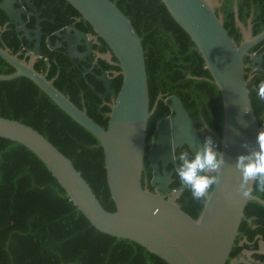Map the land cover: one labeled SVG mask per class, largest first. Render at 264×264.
Returning <instances> with one entry per match:
<instances>
[{"label":"water","instance_id":"95a60500","mask_svg":"<svg viewBox=\"0 0 264 264\" xmlns=\"http://www.w3.org/2000/svg\"><path fill=\"white\" fill-rule=\"evenodd\" d=\"M13 1L1 0L0 10L10 23L18 25L17 33L25 36L34 33L37 39L38 25H35L34 32L22 27L23 12L14 8ZM65 1L89 25L92 33L85 35L67 28L64 34H57L56 47L64 45L68 58L83 61L89 54L88 41L97 43L96 40L100 39L107 51L103 54L96 52L95 61L100 59L113 64L110 61L112 56L116 60L113 65L118 71L112 75H119L121 82L108 105L105 128L57 91L45 74L33 69L34 60L39 55L38 40L28 61L19 60L16 54L0 48V58L14 70L11 74L0 75V81L27 78L70 119L94 136L102 149L105 181L114 211L107 212L100 206L70 161L35 130L0 117V138L30 151L97 231L129 240L166 264H225L246 202L252 200L264 207V202L257 197L244 199L238 195L236 187L240 174L234 166L237 156L247 154L255 147L257 133L264 130V118L258 125L250 106L247 83L251 76L244 78L243 69L247 65L242 62L244 56H249L254 65L251 71H261L264 52L248 54V50L264 39V30L252 36L250 18L243 25L234 7V25L240 34L236 44L226 33L221 16L215 13L220 6L218 0H160L200 55L203 67L217 88L221 104L219 151L223 153L225 164L210 199L192 219L176 203L182 192V183L174 189L169 188L172 171L177 167L178 158L173 159L175 150L185 146L194 153L201 143L187 112L175 96L163 100L170 113L155 123L146 156L151 170L149 185L153 191L150 192L140 183L146 124L153 109L148 108L140 40L129 20L109 0ZM29 8L34 10L32 5ZM77 46H84L86 51L79 53ZM94 76L104 90L99 97L105 98L109 78L104 72ZM245 144L248 148L243 147ZM169 165L172 169L167 171ZM259 246L263 247L264 242L259 241ZM257 252L263 253L262 250ZM242 255L244 257L231 259L228 264H253L249 252L243 251Z\"/></svg>","mask_w":264,"mask_h":264},{"label":"trees","instance_id":"16d2710c","mask_svg":"<svg viewBox=\"0 0 264 264\" xmlns=\"http://www.w3.org/2000/svg\"><path fill=\"white\" fill-rule=\"evenodd\" d=\"M54 24L45 21L40 25L54 42L53 31L65 18L79 32L92 33L89 25L65 1L53 0ZM129 20L142 47L148 108L152 112L146 124V136L141 171V186L151 190V170L147 161V149L155 123L170 112L163 100L175 96L187 112L200 142L212 136L217 142L221 130V104L217 88L203 67V62L185 32L168 14L160 0H109ZM215 13L221 16L228 36L237 44L240 40L234 25L233 8L239 22L245 25L250 18L252 36L264 30V0H218ZM63 11V16L59 14ZM51 17L43 11L42 17ZM75 18L79 21L76 22ZM92 44L91 50L103 54L107 47L103 41ZM14 26L0 10V48L14 55L21 46ZM264 52V39L253 45L248 54ZM41 56L33 63V69L45 74L47 80L78 109L83 110L97 125L105 128L108 105L120 86L121 77L113 76L118 67L112 56L108 64L96 59L98 69L93 74L75 64L61 48L50 52L45 43ZM21 55L18 56L20 59ZM46 57L45 61L43 58ZM248 98L257 124L264 118V101L257 96V85L264 80V55L261 71H251L254 65L249 56L242 60ZM0 58V75L13 72ZM106 73L109 91L105 98L102 84L94 75ZM159 97V98H158ZM111 98V99H110ZM158 98V99H157ZM0 117L14 120L30 127L46 139L66 157L73 168L88 184L100 206L107 212L114 211L106 186L103 154L92 134L70 119L47 96L25 77L0 81ZM187 150H175L174 155ZM178 164V160L176 165ZM172 166L167 167V171ZM170 188L181 182L172 171ZM253 196L264 202V192ZM176 203L180 209L195 219L204 202L193 200L189 190L182 187ZM259 241L264 242V207L255 201L246 202L236 237L225 264L231 259L244 257L249 252L253 264H263L264 255L259 254ZM0 264H166L141 246L125 239H118L94 229L72 205L56 180L44 165L26 148L0 138Z\"/></svg>","mask_w":264,"mask_h":264},{"label":"clouds","instance_id":"9594fccd","mask_svg":"<svg viewBox=\"0 0 264 264\" xmlns=\"http://www.w3.org/2000/svg\"><path fill=\"white\" fill-rule=\"evenodd\" d=\"M256 94L264 101V80L258 83ZM243 147L248 148V145ZM173 159L178 160L175 173L183 187L190 191L192 199L207 202L214 186L219 183V173L225 164L217 142L212 136H206L194 153L182 150L178 157L173 155ZM234 166L240 174L236 192L241 198H253V183L256 191L264 192V130L257 133L255 147L247 154L237 156Z\"/></svg>","mask_w":264,"mask_h":264},{"label":"flooded vegetation","instance_id":"af4514ba","mask_svg":"<svg viewBox=\"0 0 264 264\" xmlns=\"http://www.w3.org/2000/svg\"><path fill=\"white\" fill-rule=\"evenodd\" d=\"M29 5H32L34 10L29 8ZM13 6H14L15 9L21 10L23 12L21 14V20H22L21 26L22 27H24L25 29H27L28 31H31V32L35 31L34 29H35V25L36 24L39 27V34H38V38L37 39H36V35H34V33L33 34L30 33L29 35H26V36H25L24 33H21V32L17 33L19 41L22 42L19 50H17L16 53H15L17 55V58H18L19 55H21L19 60H24V61H28L29 60V57L31 56V50L34 47V44H35L36 40H38V51H39V55L36 57V59H39L41 56H43V55H41V46H42L43 42L45 43L46 49L49 51V53L53 52V51H55V50H57L59 48H61L63 50V52H65L64 45H61L60 47H58V46L56 47V42L59 41V39L57 38V34H64L65 30L67 28L75 29L73 27V24L71 22H69L67 19L64 18L62 20V24L58 27V29H56L55 31H53L51 33V35H54V39H55L53 43H50V36H48L46 34V32H44L42 30L43 28L40 25L42 22H45V21L49 22L50 24H54L53 11H54L55 8L58 9L59 7L54 3L53 0H14L13 1ZM43 11L47 12L48 14H50L51 17H49V18H47L46 16L42 17ZM59 14L61 16L64 15L63 11L60 10V9H59ZM75 21L78 22L79 19L75 18ZM13 26H14L15 29H16V27H18V25H13ZM87 34H89V33H87ZM32 37L34 39H31ZM97 40H96V42H97ZM94 43L95 42L88 41L89 54L84 56V60L83 61H78L76 59H72V60H75V64H79L80 65V67L84 70V73L87 72V73L91 74V73H93L92 72L93 68H95V69L99 68V66L97 65V62L95 61L96 51L95 50H91V47H90ZM97 44H98V42H97ZM77 51L79 53H83V52L86 51V49H85L84 46H77ZM36 59L34 60V62L36 61ZM43 59L45 61H47L46 57H44ZM107 95H108V93H107ZM171 182H172V179H171ZM171 189H174V188H171ZM149 191L152 192L153 188H151V190H149ZM258 250H260V246L258 247ZM259 254H263L264 255V253H259Z\"/></svg>","mask_w":264,"mask_h":264},{"label":"rangeland","instance_id":"374dc122","mask_svg":"<svg viewBox=\"0 0 264 264\" xmlns=\"http://www.w3.org/2000/svg\"><path fill=\"white\" fill-rule=\"evenodd\" d=\"M262 252L264 253V247L261 248Z\"/></svg>","mask_w":264,"mask_h":264},{"label":"crops","instance_id":"0c3cea01","mask_svg":"<svg viewBox=\"0 0 264 264\" xmlns=\"http://www.w3.org/2000/svg\"><path fill=\"white\" fill-rule=\"evenodd\" d=\"M264 247V246H263ZM262 247H260V250H261Z\"/></svg>","mask_w":264,"mask_h":264}]
</instances>
